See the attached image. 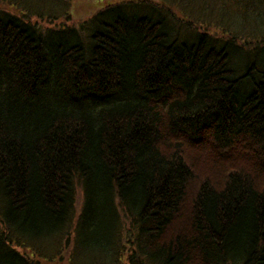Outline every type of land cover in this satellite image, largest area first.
I'll return each instance as SVG.
<instances>
[{"label": "trees", "instance_id": "1", "mask_svg": "<svg viewBox=\"0 0 264 264\" xmlns=\"http://www.w3.org/2000/svg\"><path fill=\"white\" fill-rule=\"evenodd\" d=\"M5 1L19 12L0 6V264H40L41 258L35 256L47 255L42 248L45 242L66 238L67 249L72 236L76 238L73 252L83 246L105 251L104 256L85 255L83 259L90 264H264V255L258 251L264 250V70L248 66L245 75L235 80L226 68L228 44L219 42L218 47L208 48L203 41L185 43L181 41L188 36L184 33L175 38L184 55L172 46L154 43L156 49L142 48L138 58L118 32L128 27L145 32L147 25L157 31L158 27L149 21L138 23L142 19L137 24L128 17L127 21L121 13L129 5L150 1L111 4L79 25L48 29L32 22L36 8L29 12L27 5L24 10L16 0ZM227 4L234 15L250 13L243 5L240 10L239 5ZM258 14L250 13L259 22ZM110 15L113 21L103 22ZM94 21L102 29L91 27ZM222 33L248 47L264 44V34ZM46 47H55L56 53ZM206 49H210L208 55H204ZM196 57L198 68L190 67ZM50 71L51 77L70 89L58 93L68 99L67 112L56 104L57 94L44 99L48 92L38 87ZM129 72L139 82L137 86L123 81ZM252 73L255 86L245 100L240 99L245 79ZM166 79L186 81L182 98L188 111L179 118L160 116L154 102L161 99ZM131 89L147 110L152 107L158 117L167 119L166 130L186 137L189 146L196 140L209 146L229 142L228 151L237 144L239 148L228 156L237 159L245 155L251 139L254 143L249 149L261 157L257 168L248 172L226 169L230 184L196 197L185 188L186 181L198 176L209 185V178L207 170L198 173L192 167L221 163V159L202 149L196 150L195 160L178 151L163 152V146L173 147L153 139V125L145 110L138 105L114 110L101 107L103 100L120 93L130 99ZM53 92L57 90L49 91ZM86 100L95 104L86 107ZM99 107L102 116L95 129L82 123L91 108ZM168 108L179 106L174 102ZM34 116L36 123L25 128L12 122V117L25 121ZM44 120L49 122L46 128ZM208 128L211 136L205 138ZM131 175L141 188L137 199L135 190L125 183ZM109 178L118 181L119 204L124 205L128 197L135 209L127 212L128 224L116 220L112 230L101 231L89 205L102 193L98 184L112 190L106 183ZM77 185L87 201L78 214L73 193ZM115 197L110 206L115 205ZM48 221L59 225L50 230L44 227ZM17 247L32 249V255ZM226 250L234 254L233 260Z\"/></svg>", "mask_w": 264, "mask_h": 264}, {"label": "bare ground", "instance_id": "2", "mask_svg": "<svg viewBox=\"0 0 264 264\" xmlns=\"http://www.w3.org/2000/svg\"><path fill=\"white\" fill-rule=\"evenodd\" d=\"M152 2H155V1H152ZM216 3L221 5V4H227L229 2H227L226 0H219ZM38 6L39 5L36 3V1H34L33 8H37ZM169 6H171V8H169ZM183 6L186 7L185 4L181 2H177L175 0H161V2L159 3L139 2L136 4L129 5L126 8L128 11L126 10L122 11L121 13L122 16L124 15L126 19L128 17L130 22H133L135 24H137L136 23L137 19H142V20H139L138 23H141V21H144L145 23L149 21L151 25L157 26L158 29L156 31L155 29H151V27L147 25L146 26L147 30L145 29V32H144L143 30H134L128 27L126 28V30H122L118 32L120 35L124 36L125 38L126 43H123V44L129 45L130 51L139 58L140 49L145 48V47H151V49L154 50L156 49V47H154L155 45H153L154 43L157 45L160 43L167 44L169 46H172L173 49L181 50V52L183 53L184 49L182 47V44L175 41V38L180 39V35H181L180 33L176 34L177 30H180V31L184 29L187 30L188 33H185L184 36L191 33L188 36H186L183 40H181L182 42L199 43L203 41L207 45L208 48L217 46L216 43H219L220 38L227 37V36H222V37L216 36L215 37L214 34L212 35L211 33H208L206 31V28L204 27L205 23L203 24V26L200 25V23L203 22L202 19H196L195 17L191 16L190 12H187V9L185 10V8L184 10L186 14L179 11L181 7ZM159 7L164 8L166 11H163L160 13L158 10ZM174 10L177 11V14H175ZM248 10L250 11V13L259 12L257 16L258 20L260 21V23L264 24V2L260 4L258 1H254ZM37 12L38 13L36 15V18L47 19L49 21L54 20L58 16V13L52 10H42V11L37 10ZM61 12H59V14ZM206 13L203 15L204 19H205ZM111 16L112 15L105 17L103 19V22L113 21L111 19ZM205 20L207 21V24H208V20L207 19ZM184 23H189L187 24L189 28ZM100 29H102V26L101 25L97 26L96 30H100ZM150 29L152 30V32L148 31ZM141 39H143V41ZM139 43L142 44L140 48L139 46H137ZM240 45L241 47L247 48V58L243 62L244 66L241 69L239 68V65L242 63V60L240 59V56H239L240 53L233 54V51L231 50V47L229 46H227V48L225 49L226 68H228V70L232 74L233 78H235V80H240V76L245 75V70L248 66H252L255 64L258 70L260 69L264 70V64L261 62L262 60L259 57L252 56L254 49H251L250 47L246 46V44L242 42H240ZM46 49L50 50L51 52L55 51L56 53L55 47H46ZM206 50L207 51L205 52L207 53L210 49H206ZM206 53L204 55H208V53L207 54ZM196 60L198 61L197 57L193 61H191L190 67L198 68V63L196 62ZM1 69H2V72L5 74V70H3V67H1ZM170 75L172 76L173 73ZM185 76L190 78L189 75H185ZM253 76L254 75L252 73V76L250 77L248 76L249 79H245L246 81L244 82L245 84L243 86V90L239 94L240 99L245 100L247 97V93L251 90L252 86L253 87L255 86L254 82H256L257 79L255 80ZM169 80L166 79L165 83L163 84L164 90L162 91L161 99L156 98L154 102L156 106L159 107L158 109L157 108L156 109L159 111L160 116L162 115L163 117H165L168 115L171 118H179L181 112L188 111L183 102V98H182V94L185 89L186 81L183 79L181 82L176 81V80L169 82ZM123 81L129 86L130 85L137 86L139 83L138 81L134 80L133 75H131L130 72L129 74L124 75ZM144 82H149V81L145 80ZM248 86L250 87L249 90H247ZM38 87L48 92L45 95L44 99L49 98L53 94H57L59 96L58 93H65L70 90L67 87V84L60 85V81L57 78H54L53 76L51 77V71L49 74H46L44 76L42 83L39 84ZM52 90H57V92L49 93V91H52ZM130 94H132L130 99H128L129 97L127 95L125 98L122 97L121 93L118 97L113 98V99H109L106 101L102 99L103 103L101 107H106V108H110L114 110L116 108H122V107L124 108L126 105H129V107L131 108L136 107V105H138L137 107H140L143 110H145L146 113L148 114V121H151L153 125V133H154L153 139H157V142L161 141L162 143L173 147V149H170V148L163 146L161 148L163 152L171 153L172 151H178L181 154H183V156L186 159H188V158H192L197 155L196 154L197 149H202L204 152H206V154L215 155L221 159V163H213V162L212 163H207V162L197 163L196 165L192 167V169L198 173H202L204 170H207L208 172L206 173V177L209 178V181L207 182L209 183V185L201 183L199 181L198 176H195L194 178L186 181L185 188L188 189V191L192 193H196V197L203 196L205 192L206 193L209 192V190L212 189L213 187L220 188V187H224L225 184L227 185V183L230 184V182L227 181L228 175L226 174V169L232 172H235V171L248 172L252 168H257L259 162L261 161V157L257 155V152H254L253 150L249 149V146H252L254 143V141H251V139H249L246 143L245 148L247 150L243 151L245 155L237 159H232L228 157L232 153H234L236 149L239 148L237 144H234L233 147L230 148L228 151L227 149L229 146V142H222V145L215 144V145L209 146V145H204L200 141L196 140L194 141V146H189L187 143L186 137L175 136L171 131L166 130V126L168 125L167 119L158 117V113H154L155 109H153L152 107L147 110L144 107L143 102L141 101L138 94L135 93V90L132 91L131 89ZM85 97H88V96L86 95ZM67 101H68L67 97L63 96L61 98L59 96L58 100L56 101L58 103L56 104L60 106V109H64L65 112H67V109L71 107L69 104H67ZM132 101L135 102V105H132L131 103ZM174 102L178 104L179 108L174 109V110H172L171 108H168L170 104ZM73 104L75 106L78 105V103H73ZM94 104L95 103L90 104L88 100H86L83 103V105L86 107L89 105L90 106L94 105ZM99 108H91L87 113L89 117L86 118L87 120L83 121L82 123L94 128L97 125V118L100 119V117L102 116V111H100L102 110V108L101 109ZM61 116H64V115H61ZM36 120H37L36 116H34L33 118H29L28 120H25V121L22 120L21 118L12 117V122L18 127L21 126V128H25L29 125H32L33 123H36ZM77 121H79V119ZM48 125H49V122L47 120H44L43 127L45 126L46 128ZM176 129L179 132L178 127ZM210 136H211L210 128H208L204 131L203 137L210 138ZM221 146H224V147H221ZM196 158H198V156H196ZM194 160H195V157H194ZM252 170H255V169H252ZM133 179L134 178L131 175L128 177V181L125 180V183L128 188L135 190L136 193L134 192V196L137 199L139 197L141 188L138 187L134 183ZM106 183L108 184L109 187L112 188V190H110L109 192L107 189L105 190L104 187L98 184L96 188L99 192H102V193H99L96 199V203L92 202L89 205V207H92L94 209L93 215L90 212L91 218L97 222V224L100 226L101 231H103L104 229L106 231L112 230L116 226V220L120 221L121 217H122L123 222L126 223V221L129 220L127 212L135 209L134 200L133 199L130 200L128 199V197H125L124 205L119 204L118 198H120V196L118 192L116 191L117 184H118L117 180L113 181L112 178H109L106 181ZM77 186L78 188L80 187L79 185ZM77 186H76V190L74 189V192H73L74 201L77 199V194H78ZM80 191H81V196H82L81 205L82 203L83 205H86L87 201H86L85 192L82 189ZM104 192L110 193L112 194V196L110 197L109 195H106V193ZM114 196H117L115 197V200H114L115 205L110 206L111 198ZM140 197L143 199L142 196ZM193 206H195L194 202H193ZM75 207H77V200L75 201ZM58 225L59 223L55 221H48L47 223H45L44 227L50 230H53L54 227H57ZM250 234H252V231H250ZM229 244L231 243L230 242L227 243V245ZM258 251L261 253V255H264V250L260 251V248H258ZM226 255L229 260L234 259V254L231 251L226 250Z\"/></svg>", "mask_w": 264, "mask_h": 264}, {"label": "rangeland", "instance_id": "3", "mask_svg": "<svg viewBox=\"0 0 264 264\" xmlns=\"http://www.w3.org/2000/svg\"><path fill=\"white\" fill-rule=\"evenodd\" d=\"M34 1L35 0H16V3L19 7L23 8L24 10H27V6L30 10L34 7ZM130 0H38L40 3L39 6L36 8V10H32L34 14L32 15V22H37L39 25L44 27L45 29L52 28V27H59L63 24L65 25H79L80 23L84 22L85 20H88L90 17L93 16V14L97 13L98 10L103 9L104 7H107L108 5L118 4V3H125L129 2ZM133 1H143V0H133ZM145 1H155L161 2V0H145ZM177 2H181L185 4L186 7H181L179 11L186 14L185 10L187 9V12H190L191 16L195 17L196 19H202L203 22L200 23V25L209 30L210 32L214 33L215 37H222L224 34L222 31H228V30H235L237 31L236 34L242 36V35H263L264 34V25L260 23V21L253 20L250 13L246 11H241L238 14L234 15L233 10L227 9L228 4H217L216 2L219 0H175ZM231 5H239L240 10H242V5L246 7L248 10L252 3L254 1H258L260 4L264 2V0H226ZM10 2V1H9ZM9 2L3 0L2 3H0V6L2 8L10 9L14 12H19L15 9L12 4ZM27 5V6H25ZM43 5V7H42ZM243 7V8H244ZM171 8V6H169ZM185 8V10H184ZM232 9H235L234 6H232ZM37 10H52L58 13V16L52 20L49 21L47 19H39L36 18ZM159 12L166 11L164 8L159 7ZM62 11V12H61ZM175 11V14H177V11ZM173 11V12H174ZM207 11V13H206ZM59 12H61L59 14ZM107 13V11H106ZM205 15V19L203 18V15ZM186 26L189 23H184ZM207 24V25H206ZM98 21H94L91 24V27H97ZM188 27V26H187ZM189 28V27H188ZM178 33H188L187 30H177L176 34ZM191 34V33H189ZM188 34V35H189ZM213 35V34H212ZM248 41V39H247ZM219 42H222V46L228 44L229 47H231V50L233 51V54H239L240 59L242 60V63L239 65V68H243L244 61L247 58V48L241 47L240 42H232L228 37L220 38ZM251 49H254V52L252 54L253 57H259L264 64V44H255ZM78 194H77V214L81 208V189L78 188ZM122 219V217H121ZM129 221H126L128 224ZM73 229L75 226L72 227ZM127 226L125 227L126 230ZM73 235V234H72ZM65 239H58L56 241L54 240H48L44 243V246L42 247L45 252H47V255H39L35 256L38 258H41L39 260L40 264H90V261L85 262L83 257L85 255L90 256H104L105 251H99L92 249L90 246H83L84 249L81 251L73 252L74 246L76 243V238L72 236L71 243H69L67 246V249L64 248ZM82 240V239H81ZM80 240V241H81ZM62 247V250H61ZM82 247V246H81ZM20 251H25L21 247H17ZM26 253H29L32 255V249H29L25 251ZM47 257V258H45ZM93 259L91 260V262ZM93 263V262H92ZM14 264H18V262H14Z\"/></svg>", "mask_w": 264, "mask_h": 264}]
</instances>
